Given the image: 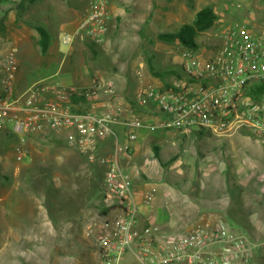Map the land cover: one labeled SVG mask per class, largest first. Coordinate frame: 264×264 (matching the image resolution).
I'll return each instance as SVG.
<instances>
[{
    "label": "built area",
    "instance_id": "2783aa9c",
    "mask_svg": "<svg viewBox=\"0 0 264 264\" xmlns=\"http://www.w3.org/2000/svg\"><path fill=\"white\" fill-rule=\"evenodd\" d=\"M110 1L90 0L74 30L61 36V45L70 47L78 40L94 49L100 46L111 18ZM213 38L215 52L209 59L187 50L179 82L164 89L144 86L140 95L169 116L168 127L187 133L206 130L215 138L240 133L264 145V98L255 100L250 94L264 82V31L240 23ZM2 70L1 132L20 138L63 132L66 145L103 169L102 206L115 213L92 218L84 226V236L95 240V264H121L126 252L139 264L250 263L257 244L232 232L221 219H209L183 232L164 231L150 218L141 221L139 207L151 206L153 194L133 190L131 176L118 158L131 156L135 136L120 141L114 130L120 124L118 111H80L74 103L83 100L90 108L101 93L114 94L112 84L95 76L89 86L67 87L43 78L15 91V50L6 55ZM106 138L112 151L102 156L97 148Z\"/></svg>",
    "mask_w": 264,
    "mask_h": 264
},
{
    "label": "rangeland",
    "instance_id": "374dc122",
    "mask_svg": "<svg viewBox=\"0 0 264 264\" xmlns=\"http://www.w3.org/2000/svg\"><path fill=\"white\" fill-rule=\"evenodd\" d=\"M19 0H7L1 3L0 5V18L3 20V31L0 30V83L3 71L2 63L8 53L15 50V57L17 61L18 68L22 67V70H28L29 74L28 78L40 80L42 79L41 72L42 69H36V65L41 63V58L38 52V48L36 46V36L37 32L32 28V25H38L43 28L49 35V51L60 55V57H64L69 52L70 47L63 46L60 43V38L63 34H65L68 30L63 26L65 19L64 13L65 9H61L64 7L66 2H80L83 7L80 9V14H83V11L89 4L90 0H35L33 3L26 2V8L23 12H18L14 9V2ZM125 1L124 7H128L134 5V1L137 3L136 6L142 9V6H148V4H153L154 8L157 9L158 18L153 14L147 17V20L142 30H144V39L142 42L145 44H149L145 50L147 61L151 63L152 68L162 73L165 72H173V76L179 75L183 76L181 60L185 57V52L183 46L179 43L175 42H165L158 40L157 35L159 33H171L177 31L180 26L184 24L191 23L196 11L200 10L203 7L210 6L213 9L214 14L217 16L218 20L215 22L213 27L198 34L197 43L198 46L191 53L199 58H204L202 48L209 46V42H211V38L216 33L223 32L225 29L229 27L235 26V24L246 23L248 26L253 27L256 30L264 31V0H119ZM7 9V10H6ZM127 10V9H126ZM78 12V13H79ZM125 14L128 11H123ZM140 14L142 10L139 11ZM63 13V14H62ZM147 14V10L143 12ZM20 17V18H19ZM119 19L111 16L109 20V28L104 37V45H102L99 50L96 47L95 49L99 51L98 56H94L93 52L87 47L85 48L86 59L84 58V64L88 69V72L98 71L103 74H107L108 76H123L126 78L132 79L135 77V71L133 70V60L131 59V47H121V49H113L112 45L114 43H120L122 40V36L116 29L118 25ZM129 22V21H128ZM122 24H127V21H122ZM134 25L133 23L131 24ZM110 31V32H109ZM109 32V33H108ZM68 33V32H67ZM35 34V35H34ZM160 43V47L157 48L153 46L152 42ZM184 52V54H183ZM58 62V61H57ZM112 66H116L118 71L117 73H113ZM58 64L56 65V68ZM31 68V70H30ZM69 68V64H66L64 71H67ZM70 73V72H69ZM176 74V75H175ZM95 76V75H94ZM172 75H164L163 78L166 80H171ZM53 82L59 83V80L54 78L51 79ZM66 85L69 83H65ZM88 83H83V86H87ZM82 86V85H80ZM226 140V141H223ZM229 141V142H228ZM179 145H182L179 143ZM184 145H190L192 148L198 151L199 145H215V149L212 147L209 149L211 154L213 155L211 158V162H208V165L204 167H197L191 164H188V160L183 157L182 161L173 168V173L176 172L177 176L182 178L189 177L192 175L193 171L196 170L197 173H204L211 175L212 182H218L221 177L219 174L222 173L226 164L217 163L218 158H225L229 161V163H238V167L241 166V173L237 172L238 179H250V183H254V179L258 176L259 179H264V146L257 142L255 139L243 135L236 134L231 138H215L213 136L205 135L203 138H197L195 136H189L184 140ZM197 145V146H196ZM223 145L226 146L224 149ZM231 145H236V153L237 157H242L241 162L235 161L234 158V150ZM47 144H36L34 147L28 146V148H22L17 151L7 150L4 156H0V165L4 174H6L10 179H12L15 185H19L22 183L24 178L32 177L33 185L37 186L42 185V181L34 175V170L36 168H46L48 166V162L51 159V171H54V166H59L63 164H68L70 162V156L64 157L59 156L56 150L52 147H47ZM246 147L249 148V151L254 153L255 159L253 156L247 154ZM187 150H191L188 148L183 152L186 153ZM223 154V155H222ZM259 154L256 158V155ZM21 157L20 160L17 159L18 156ZM69 158V159H68ZM219 164V165H218ZM91 168L95 174V188H94V199L97 200L99 205H103L102 202V192H101V182L103 177V169L97 165L92 164ZM63 169V168H62ZM60 169V170H62ZM43 169L42 172H44ZM65 171H60L61 176H63ZM73 173V177L67 178L70 176L69 173L65 174L64 177H61L64 181H57L58 188L48 187L44 185L42 188L33 189L36 196L39 197L41 204L44 205L42 196L44 194H48L50 200H45V205L49 204L52 208V215L55 217L57 225L48 223L43 225H36L33 229L30 230H18L21 234H25L28 232L30 237H35L39 240L34 242L32 245H24L21 241V236L16 235L20 238L15 243L12 241L7 246L0 245V264L3 262H7V264H23L22 259L28 257L27 251L29 250L33 253V257L36 258L41 257V253L44 250L45 253L48 252V249L51 250V254L53 250L56 249H70V251L76 249L83 248L87 246L86 240L92 243V246L95 244L94 237H84L83 233H67L66 236L67 225L64 226V222H62V215L59 214L60 209L63 207L67 208L73 205L75 209H78L79 204L81 203V196L79 188H81L80 178L78 179ZM76 181V183H75ZM208 185L211 190H217L218 185L212 184V182H208V177L206 179ZM257 181V180H256ZM201 182V181H200ZM211 183V184H210ZM201 183H197V186H200ZM205 184V183H204ZM183 186V185H182ZM254 187H256L254 183ZM9 190V188H8ZM7 190V191H8ZM38 190V191H37ZM170 190L169 195L166 197L171 206V210L174 212L172 217L175 216L179 222L187 223L189 221V217L192 216L187 207L186 197L183 194H175L174 191ZM208 191V188L205 189ZM201 192V190H200ZM73 195V201L70 204L67 199L68 196ZM75 195V196H74ZM233 197H228L227 199H220V202L223 201V212L219 213L221 217L219 219L223 220L230 230L236 234L242 235L250 240H254L251 235V232L256 233L257 228L259 227V231L264 233V207L262 206V200L257 202V199L251 197V193L247 191L244 192V199L242 198V202L244 201L242 208L240 209V202L238 196L231 195ZM67 198V199H66ZM227 201V203H226ZM74 208V207H73ZM105 209L110 212L109 207H105ZM44 219L47 220L48 214L45 212L43 215ZM188 219V220H187ZM91 220V218L89 219ZM62 222V224L60 223ZM257 222L259 224H257ZM59 223L61 224L59 226ZM58 226L60 228H58ZM83 225L81 229H83ZM84 230V229H83ZM83 230H81L83 232ZM16 231H14L15 233ZM9 235V231L3 230V234H0L4 238L12 239L13 237ZM84 237V239H83ZM40 239H43L40 241ZM45 239H51V246L43 243ZM68 239L70 240L68 242ZM67 240V241H66ZM257 244L256 248H254L250 262L251 264H264V260L260 259V256H264V244L262 241L254 240ZM88 251V250H87ZM20 252V253H19ZM74 252V251H73ZM77 252V251H76ZM89 253H93L94 251H88ZM53 255V254H52ZM121 264H139L133 255L130 252H126L123 256Z\"/></svg>",
    "mask_w": 264,
    "mask_h": 264
},
{
    "label": "crops",
    "instance_id": "0c3cea01",
    "mask_svg": "<svg viewBox=\"0 0 264 264\" xmlns=\"http://www.w3.org/2000/svg\"><path fill=\"white\" fill-rule=\"evenodd\" d=\"M124 4L125 1L121 2L119 0H111L109 3L110 15L119 19L116 29L122 36L121 42L114 43L112 48L121 49V47H131L129 55H131V59L134 63L132 66L135 71L134 78L129 79L126 78L125 75L120 77L108 76L107 74L102 75V73L96 70L94 71V74L92 72H88V69L84 64V58L86 59L87 57L85 48L83 47L84 44L78 40L70 46L69 52L64 57H60V55L58 56V54L50 52L49 44L46 54L42 56L36 44L41 58V63L36 65L35 68L39 70L42 69V79L45 78L52 81V78L53 80L56 78L59 80V84L67 87H86L83 86V83H88L87 86H89L95 76H98L103 81L112 84L114 88L113 95L101 93L99 99L90 104V108L87 102L79 100V103H76V109L80 111L92 109L98 113L118 111L120 124L115 125L114 130L120 141L125 143L130 134L135 136L134 140L130 143L132 150L131 156L125 157L123 155H119L118 158L122 168L131 176L133 190L136 192L153 194L151 206L139 207L142 222L147 218H150L152 221L158 223L162 230L168 231L176 230L183 225L186 226L185 230H187L196 227L209 219H219L221 216L218 214L223 212L225 207V205L223 207L217 204L219 200H212L213 202L207 201V203H205L204 200L199 198V203L195 201L197 195L200 193V186L202 185L197 186V183H204L207 177L208 182H212V177H210L211 175L204 173V171L201 173L199 172L198 174L197 171L194 170L191 176L185 178L181 177L180 179L176 172L173 173V168L182 161L184 156L188 160V164L193 166L195 165L202 168L205 165H208V162H211V158L213 156L209 149L212 147L214 148L215 145H196L199 152H196V149L192 148L190 145H184V140L187 137H197L196 132L192 131L187 133L173 127L166 126L169 121V116L159 111L153 102L142 99L140 95V91L144 86L149 85L158 89H164L165 87H170L179 82L181 78V76L176 74V76H173L174 73L171 71L161 74L160 72L155 71L152 68L151 63L147 61L145 50L150 45L147 44V42H145V44L142 42L145 40V31L142 30V28L144 27L146 21H148L147 17L150 16V14H153V11L155 12L154 15L156 18H158L157 9L154 8L153 4H148L146 7L143 5L142 9H140L136 6L137 3L135 1L134 5L126 8L124 7ZM64 5L65 8H62L61 6L62 10L65 9V13L62 14L64 15V18H66L63 26L68 30L67 32L70 33L74 30L79 18L83 15L79 12L83 5L80 2H66ZM86 8L83 11H85ZM123 9L128 11V13L125 14L122 12ZM140 10H142L141 14L139 12ZM145 10H147V14L143 13ZM123 20L127 21V24L121 25ZM132 23L134 24L133 26L131 25ZM35 36L37 43L38 35ZM214 41V38H211V42L208 44L209 46L206 44V47L202 48V52L205 57L201 59H209L214 54ZM104 42L105 40L97 47L98 50L102 45H104ZM152 43L157 50L161 46L159 41ZM175 43L179 44L177 41H175ZM98 50L95 49V53H93L94 56H98ZM184 51L187 50L184 48ZM184 60L185 57L181 60V66ZM57 64L58 67L56 68ZM66 64H69L67 71L70 73L64 71ZM112 71L113 73H117V67L112 66ZM28 74L29 69L24 71L22 70V67L18 68L14 82L15 91H21L35 81V79L28 78ZM164 75H172L173 77L171 80H166L163 78ZM65 83L69 84L66 85ZM201 133L202 136L197 138H203L205 135L212 136L206 130ZM63 134V132H51L45 136H32L27 144V147L29 145L34 147L36 144H47V147L54 148L60 157L70 156V160L83 162L84 160L80 154L74 152V150L68 146L61 145V142L64 143ZM179 143L182 145H179ZM188 148H191V150H187V152L184 153L183 151ZM111 151L112 142L109 138L102 140L100 145H98L97 153L99 155L108 156L111 155ZM53 163L51 164L50 159L48 162L49 167L42 168V170L45 169L43 173H47L44 175L45 177H43L42 180L40 179L42 181V185H39V188H42L44 185L58 188L57 181H61V177L66 178L64 176L66 173L61 176L60 169L63 168L65 171L67 164L54 166V171H51ZM217 163L223 164L225 161H222V158H218ZM235 171L236 173L238 172L239 174H242L241 166L238 167L237 163L235 165ZM75 175L78 179L80 178V186L83 188L87 183V177L80 176L78 174ZM67 178L70 179L71 177L67 176ZM27 179L28 177L24 178L22 183L19 185H15L12 179H10L9 184H6L5 186L0 185V234H3V230H5L6 232L9 231V235L12 234L11 236L13 237L12 239H3L1 236L0 245L2 246H7L11 241L12 243L17 242L20 240V238H18L19 236L22 237L21 241H23L22 244L24 245H32L34 242H37L38 244L39 240H37V238L30 237L28 232L21 234L18 230L27 231L33 229L36 225H43L46 223H48L49 226L51 224L57 225L56 219L52 215L51 206L49 204L45 205V200H50L49 195L44 194L42 196L44 205H40V199L36 196L35 192L28 187L29 185L27 183ZM248 180L249 179H238V184L240 186H244ZM51 182L53 183L51 184ZM179 183L181 184L180 187H178ZM213 183L218 186L222 184L220 179L218 182H212V184ZM183 187H187L186 194L181 190L184 189ZM170 190L174 191L175 194L178 195L180 193L184 196L186 195L187 207L192 215L189 217L188 224L179 222L175 217L176 215L172 217L174 212L171 210V206L169 205L170 201H167L168 199L166 198L169 195ZM190 197H192L191 200ZM69 198L70 197L68 196V199ZM135 202H139L137 197L135 198ZM74 203L75 202L73 200V204ZM98 206L99 205L96 203L89 204V202H86L80 203L78 209H75L74 205V208L72 206H67V208L63 207L59 212V214L62 215V222H64V226L62 228L64 229L65 225H67L68 229L72 226L73 223L70 222L71 217L77 221L76 223H80L84 227L89 219L93 218L97 214ZM45 212L48 214L47 220L43 217ZM106 212H108L107 209ZM110 212L111 214H114L115 210H110ZM62 222L60 223L62 224ZM60 223L59 226L61 225ZM257 224L259 223L257 222ZM59 226L58 228L61 227ZM256 228L257 232H251V235L254 240H260L264 244V233L259 231L260 229L258 225H256ZM14 231L16 232L14 233ZM16 235H19L17 239L15 237ZM42 240L43 239H40V241ZM43 243H45V245L49 243L48 245L50 246L52 244L54 245L51 239H45ZM86 244L87 246L83 248L76 249L77 247H74L77 253L73 256H62L57 254L52 255L50 253L51 250L48 249V252L45 253L46 250H44L43 253H41V257L36 258L37 260H35L34 257L32 259L33 253L28 250V257L22 259V261L23 264H95L96 254L95 249H93L94 246H92V243L87 240ZM87 250L94 252L91 254ZM260 259L263 261L264 256H260ZM1 264H7V262L2 261ZM249 264H251V262Z\"/></svg>",
    "mask_w": 264,
    "mask_h": 264
},
{
    "label": "trees",
    "instance_id": "16d2710c",
    "mask_svg": "<svg viewBox=\"0 0 264 264\" xmlns=\"http://www.w3.org/2000/svg\"><path fill=\"white\" fill-rule=\"evenodd\" d=\"M7 1V0H0V5L2 2ZM35 0H19V1H15L14 4V9L18 12H23L26 8V2L27 3H33ZM218 20L217 16L214 14L212 7L207 6V7H203L200 10L196 11L195 16L192 20L191 23L188 24H184L182 26H180V28L175 31V32H171V33H161L157 36V38L161 41H165V42H175L177 41L178 43H180L186 50L188 51H194L197 46V36L198 34L205 32L206 30L210 29L211 27H213V25L215 24V22ZM3 20L0 18V30L3 31ZM32 27L36 30L37 34H38V40H37V46L39 48V52L40 54L43 56L46 54L47 49H48V34L47 32L41 28L40 26L37 25H32ZM93 53H95V49L92 47H88ZM251 97L254 98L255 100L264 98V82L258 85H255L254 88L251 90L250 92ZM79 100L76 99V101H74V103L76 104ZM202 131L205 130H198V131H194L196 132V136L197 137H201L202 136ZM32 137H25V138H20L14 135H7L6 133H3L0 131V156H4V154L6 153L7 150H13L17 151L18 147L19 149L22 148H28L27 144L29 143L30 139ZM252 138V137H251ZM227 139V138H226ZM254 139V138H253ZM226 141V140H223ZM229 142V141H228ZM61 145H65L68 146L66 144H64L63 142H61ZM262 144V143H261ZM263 145V144H262ZM57 146V145H56ZM224 149L226 146L230 145H223ZM264 146V145H263ZM69 148H71L70 146H68ZM232 149L234 150V158L235 161H240L242 160V157H237V153H236V145H231ZM72 149V148H71ZM74 150V149H72ZM246 151L248 152L247 154H249L250 156L252 155L253 158L255 159V155L254 153H252L251 151H249V148L246 147ZM74 152H76L74 150ZM77 153V152H76ZM223 155V154H222ZM260 157L259 154L256 155L257 157ZM223 157V156H222ZM221 157V158H222ZM83 158V157H82ZM83 162H76L74 160H70V162L67 164L66 168H65V173H69L70 177L73 175V173H76L80 176H85L87 177V183L83 188H79L80 190V196H81V203H86L89 202V204H93L96 203L97 205H99L97 203V200L94 199V188L96 187L94 182H95V174L91 168V165L83 158ZM225 161L226 168L225 170L220 173L219 175L221 176L219 179L221 181L222 184H220L218 186L217 190H211L212 187H210L207 183V181H205L201 186H200V190L201 192L197 195L195 201L197 203H199V198H201L202 200L205 201V203H207V201H211L212 200H219L217 202L218 205L222 206L223 205V201L222 203L220 202V199L224 200V199H228L232 194L233 195H237L239 202H240V209L242 208V205L244 203V201L242 202V198L244 197V192L248 190V192L251 193V197L257 199L258 201H261L262 198H264V179H259L258 176H256L257 178L254 179V183L256 185V187H254V183H250V179L248 180V182L246 183V185L244 186H240L238 184V177H237V173L235 171V165L236 163L233 165V163H229V161L225 158H222V161ZM238 164V163H237ZM1 165H0V185L5 186L6 184L10 183V178L4 174L3 172H1ZM42 167L40 168H36L34 170V175L36 177H38L39 179L42 180L43 177H45L44 175H46L47 172L43 173L42 172ZM60 171H64L63 169ZM64 173V174H65ZM72 174V175H71ZM48 178V177H47ZM257 180V181H256ZM33 178L32 177H28L27 179V183H28V187L30 189H35L38 188V184L37 186L33 185ZM53 182H51L52 184ZM181 184H178V187H180ZM186 186V185H184ZM53 187V186H52ZM54 188V187H53ZM184 189H181L183 193L186 194V188L187 187H183ZM208 188V191H205V189ZM34 192V190H33ZM191 194V193H190ZM75 196V195H74ZM186 196V195H185ZM70 198L67 199V201L71 204L73 201V195L69 196ZM229 197V198H228ZM192 199V197H190V200ZM244 199V198H243ZM187 200V199H186ZM226 201V203H227ZM203 206V205H202ZM262 206L264 207V199L262 200ZM205 207V206H204ZM97 210V214L93 217V218H101L105 215H107L106 209L99 205ZM92 219V218H91ZM73 224L72 226L67 229L66 231V236L67 238L68 235L67 233L72 232L73 233H82V229H81V224L80 223H76L77 221H75V219H73V217H71V221ZM186 226L183 225L182 227L177 228L176 230H168V232L171 231H175V232H183L185 231ZM67 241V240H66ZM70 240L68 239V242ZM93 249H95V245L93 247ZM74 251V252H73ZM73 251H70V249H56L52 251V254H57V255H62V256H73L75 255L77 252L75 251V249Z\"/></svg>",
    "mask_w": 264,
    "mask_h": 264
}]
</instances>
